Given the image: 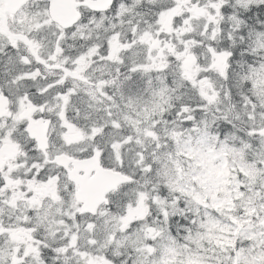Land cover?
Segmentation results:
<instances>
[{"label":"snow or ice","instance_id":"1","mask_svg":"<svg viewBox=\"0 0 264 264\" xmlns=\"http://www.w3.org/2000/svg\"><path fill=\"white\" fill-rule=\"evenodd\" d=\"M0 264H264V0H0Z\"/></svg>","mask_w":264,"mask_h":264}]
</instances>
